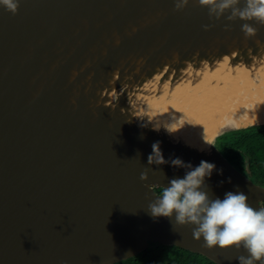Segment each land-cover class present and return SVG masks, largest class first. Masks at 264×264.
Listing matches in <instances>:
<instances>
[{
	"label": "water",
	"instance_id": "1",
	"mask_svg": "<svg viewBox=\"0 0 264 264\" xmlns=\"http://www.w3.org/2000/svg\"><path fill=\"white\" fill-rule=\"evenodd\" d=\"M174 9V0H21L15 15L0 6V264H116L152 244L216 264L248 255L202 247L194 225L147 209L185 172L147 165L156 140L165 159L222 169L206 181L213 199L243 191L264 207V187L216 145L264 121L206 144L182 128L211 89L236 94L239 117L241 102L264 106V26L249 22L258 33L245 39L244 21L210 19L198 0Z\"/></svg>",
	"mask_w": 264,
	"mask_h": 264
},
{
	"label": "clouds",
	"instance_id": "2",
	"mask_svg": "<svg viewBox=\"0 0 264 264\" xmlns=\"http://www.w3.org/2000/svg\"><path fill=\"white\" fill-rule=\"evenodd\" d=\"M20 2L0 0V6L15 15ZM189 2L174 0V10H184ZM198 3L208 9L210 19L220 20L223 17L229 22L237 19L244 21L241 31L245 39L254 38L258 33V29L249 22L264 26V0H198ZM204 27L208 30L210 25ZM228 27L230 25H226V30ZM161 145L162 141L159 140L151 144L147 165H156L165 177L166 174L159 167L161 165L184 169L185 172L182 177L170 178L162 194L148 204L150 215L153 218H169L173 227L194 225L193 239L200 241L203 238L202 247L212 249L219 246L221 250L235 248L237 251L243 248L248 255H239V264H264V207L253 209L243 191H228L223 199H213L206 181L214 171L222 175V169L217 170L214 163L203 159L195 166L179 156L165 159ZM148 172V168L141 172V181L148 180Z\"/></svg>",
	"mask_w": 264,
	"mask_h": 264
},
{
	"label": "bare ground",
	"instance_id": "3",
	"mask_svg": "<svg viewBox=\"0 0 264 264\" xmlns=\"http://www.w3.org/2000/svg\"><path fill=\"white\" fill-rule=\"evenodd\" d=\"M184 96L190 94L185 93ZM238 96L222 88L207 91L199 100L195 101V107L191 111L182 110L185 114V122L182 128L187 127L189 135L194 136L201 143H211L226 127L242 128L255 122L264 121V106L257 104L254 108L245 107L241 102L240 111L242 117L235 114ZM241 113V112H240Z\"/></svg>",
	"mask_w": 264,
	"mask_h": 264
},
{
	"label": "trees",
	"instance_id": "4",
	"mask_svg": "<svg viewBox=\"0 0 264 264\" xmlns=\"http://www.w3.org/2000/svg\"><path fill=\"white\" fill-rule=\"evenodd\" d=\"M260 131L261 128L252 127L231 132L232 135L229 136L226 145L230 147L233 145L235 147V152L231 150L233 146L229 149L237 164H243L244 154L250 158L251 171L248 177L256 184L264 187V137L260 136ZM242 168H245L244 165H242ZM164 249H167V247ZM157 255H160L159 251L155 252L152 248H149L137 257L128 260L125 264H149L152 258L157 257Z\"/></svg>",
	"mask_w": 264,
	"mask_h": 264
},
{
	"label": "flooded vegetation",
	"instance_id": "5",
	"mask_svg": "<svg viewBox=\"0 0 264 264\" xmlns=\"http://www.w3.org/2000/svg\"><path fill=\"white\" fill-rule=\"evenodd\" d=\"M257 128H261V131H260L261 135L260 136L264 137V126H258ZM231 135L232 134L230 132V133L224 134L222 137H220L217 140V148L219 149V151L222 154H224L226 156L227 160L230 163L232 162L231 164L238 171L242 172L246 177H248L249 176L248 174L251 171L250 158L248 156H246V154H244L245 158H244V162L242 164L245 167L244 169L242 168V165L236 163V161L233 158V155L231 154V150L234 151L235 147L232 145L233 147L231 146L232 147L231 148L229 145L228 146L226 145L227 141L229 140V136H231ZM229 148H231V150ZM239 156H241V155L239 154ZM247 158L249 160L248 165L246 163ZM157 191L161 195L163 190L158 189ZM165 247L166 246H159L156 244H152L150 246V248H152L155 252L159 251L160 255H157V257H153L151 262H149V264H216V263L212 262L211 260H209V259H207L201 255L194 254V253H191L189 251H186V250H183V249H180L177 247H167V249H164ZM137 256H135V257H137ZM135 257H133V258H135ZM128 260H130V259H128ZM128 260L122 261V262H119L116 264H125V262H127Z\"/></svg>",
	"mask_w": 264,
	"mask_h": 264
},
{
	"label": "rangeland",
	"instance_id": "6",
	"mask_svg": "<svg viewBox=\"0 0 264 264\" xmlns=\"http://www.w3.org/2000/svg\"><path fill=\"white\" fill-rule=\"evenodd\" d=\"M216 145H217V141H216Z\"/></svg>",
	"mask_w": 264,
	"mask_h": 264
}]
</instances>
